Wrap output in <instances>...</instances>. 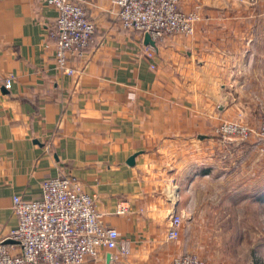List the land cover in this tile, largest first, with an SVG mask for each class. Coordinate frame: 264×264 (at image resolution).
I'll use <instances>...</instances> for the list:
<instances>
[{
	"label": "crops",
	"instance_id": "obj_1",
	"mask_svg": "<svg viewBox=\"0 0 264 264\" xmlns=\"http://www.w3.org/2000/svg\"><path fill=\"white\" fill-rule=\"evenodd\" d=\"M82 2L94 41L67 73L51 36L55 7L0 0V78L12 80L0 87V237L18 225L15 195L37 198L45 179L73 175L131 249L118 261V249H103L99 263L203 256L202 224L215 227L210 217L234 207V197L247 207L248 168L212 131L217 116L240 109L264 68V0H180L200 15L194 35L155 46L122 25L111 0ZM208 182L211 192L200 187ZM121 203L129 212H117ZM172 213L183 216L175 240L167 238Z\"/></svg>",
	"mask_w": 264,
	"mask_h": 264
},
{
	"label": "built area",
	"instance_id": "obj_2",
	"mask_svg": "<svg viewBox=\"0 0 264 264\" xmlns=\"http://www.w3.org/2000/svg\"><path fill=\"white\" fill-rule=\"evenodd\" d=\"M47 1L58 12L55 30L51 32L56 42L57 66L73 73L75 70L69 66V60L83 56L92 46L95 22L82 0ZM111 1L125 28L149 33L155 41L173 35L193 36L200 20L196 10H183L180 0ZM3 86L12 87L11 78H0V87ZM217 131L247 135L244 125L228 121ZM12 207L18 225L0 237V264H101L97 258L103 249H118L112 254L114 261L131 251L129 244L121 240L118 229L104 223L96 197L73 175L45 179L41 196L25 199L15 195ZM117 212L125 214L129 206L121 203ZM182 225L183 216L172 213L167 238L178 239ZM167 264L207 263L199 253L186 251Z\"/></svg>",
	"mask_w": 264,
	"mask_h": 264
},
{
	"label": "rangeland",
	"instance_id": "obj_3",
	"mask_svg": "<svg viewBox=\"0 0 264 264\" xmlns=\"http://www.w3.org/2000/svg\"><path fill=\"white\" fill-rule=\"evenodd\" d=\"M256 5L251 6V10H258L259 6ZM257 72L258 80L254 79L255 82L248 84L252 94L246 93L239 99L242 102V105L238 103L240 109L232 108L227 115L217 116L212 131L215 137L224 142L221 149H225L229 156L241 158L247 166L249 195L246 196V208L244 196L242 201L240 197H234V200H238L233 204L234 207L221 215L210 217L216 222L215 227L207 229L202 224L199 230L205 235L200 236L199 240L206 242L202 244L206 252L203 256L198 252L207 264H264V68ZM226 121L244 125L247 135L217 131ZM200 187L203 191L206 187L211 192L215 184L201 183ZM236 205H242V208Z\"/></svg>",
	"mask_w": 264,
	"mask_h": 264
},
{
	"label": "water",
	"instance_id": "obj_4",
	"mask_svg": "<svg viewBox=\"0 0 264 264\" xmlns=\"http://www.w3.org/2000/svg\"><path fill=\"white\" fill-rule=\"evenodd\" d=\"M144 40H145V43H146V44H151V45H153V46L156 45V41H155L154 39H152V37H151V35H150L149 33H145V38H144ZM134 157H135V156H132V157H131V159H130L131 162H133Z\"/></svg>",
	"mask_w": 264,
	"mask_h": 264
}]
</instances>
